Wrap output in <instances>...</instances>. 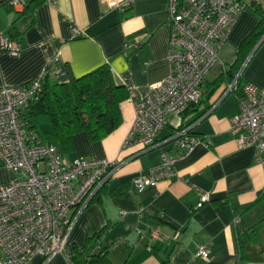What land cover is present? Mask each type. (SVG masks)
<instances>
[{
    "label": "crops",
    "instance_id": "0c3cea01",
    "mask_svg": "<svg viewBox=\"0 0 264 264\" xmlns=\"http://www.w3.org/2000/svg\"><path fill=\"white\" fill-rule=\"evenodd\" d=\"M244 1L251 6L220 43L218 61L201 83V96L194 103L198 104L181 116L171 115L153 147L142 151L138 144L124 145L134 119L127 98L120 103L119 126L106 137L92 142L82 131L66 148L59 147L66 159L106 158L118 164L88 204L70 210L69 260L59 253L45 264H70L77 251L91 253L98 243L106 246L115 239L122 241L108 250L112 264H264V222L255 240L239 242L241 233L249 234L264 220V164L255 161L251 146L238 145L229 133L243 84L264 89V36L249 45L238 69L232 67L241 42L264 12V0ZM167 4L168 0H133L128 9L103 10L98 0H39L32 17L24 9L1 7L0 33L14 24L21 50L15 55L0 51V87L37 78L46 62L57 57L60 71L49 74L51 79L66 83L107 64L115 84H128L144 96L151 83L169 74ZM74 27L80 32L72 33ZM126 42L140 46L125 47ZM226 71L239 73L238 88L222 97ZM181 125L201 142L177 159L171 177L137 191L133 179L138 174L156 166L163 151L176 153L167 139ZM15 177L0 166V186ZM202 191L209 201L197 207ZM155 228L160 235L151 238ZM102 230L99 241L93 240ZM206 243L209 257L203 260L195 254ZM26 264H42V258L35 255Z\"/></svg>",
    "mask_w": 264,
    "mask_h": 264
},
{
    "label": "built area",
    "instance_id": "2783aa9c",
    "mask_svg": "<svg viewBox=\"0 0 264 264\" xmlns=\"http://www.w3.org/2000/svg\"><path fill=\"white\" fill-rule=\"evenodd\" d=\"M29 1L0 0V8L22 11ZM98 3L103 10H125L133 0H98ZM250 4L244 0H168L169 74L151 83L144 96L125 85L134 119L124 145L138 144L142 151L153 147L169 117L181 116L199 100L203 78L218 61L220 43ZM78 32V28H72V33ZM127 46L138 47L140 43L126 42ZM20 50L17 39L0 33V51L15 55ZM57 62V57L48 60L44 71L27 83L0 87V166L16 174L10 184L0 186V264H26L35 255L41 256L45 264L59 253L69 260L66 242L72 226L70 210L88 204L118 164L106 158L66 159L56 145L42 142L21 120L20 110L37 99L46 75L59 73ZM238 77L239 73L224 92L237 90ZM237 99L239 111L230 118L229 133L238 145L251 146L255 161L264 164V89L244 83ZM167 140L176 153L163 151L156 166L138 174L133 179L137 191L171 177L177 159L201 142L199 137L189 134L187 127H177ZM208 201V194L202 191L196 206ZM159 235L156 228L150 232L151 238ZM120 241L108 240L106 247ZM208 245H199L195 256L207 260ZM98 246L99 243L96 249Z\"/></svg>",
    "mask_w": 264,
    "mask_h": 264
},
{
    "label": "trees",
    "instance_id": "16d2710c",
    "mask_svg": "<svg viewBox=\"0 0 264 264\" xmlns=\"http://www.w3.org/2000/svg\"><path fill=\"white\" fill-rule=\"evenodd\" d=\"M38 1L32 0L25 6L24 12L30 17ZM262 24H264V12H261L257 27L241 42L232 67L238 69L246 59L249 45L264 36ZM4 34L18 40L17 36L20 32L12 24L8 32ZM236 74L237 71L224 72V87L233 80ZM221 81L222 79L218 80L216 85ZM126 98V88L114 83L109 65L104 64L66 83H60L51 79L49 74L46 75L37 99L27 103L20 110V116L21 120L26 122L27 127L32 129L42 142L56 145L59 150V147L66 148L72 136L78 132H86L92 142L101 140L110 134L121 122L120 103ZM197 104L189 105L183 114L191 106ZM178 128L181 129L184 126L181 125ZM262 222L264 220L256 223L249 234L241 233L240 244L255 240ZM103 232L102 230L94 235L93 240L99 241ZM108 250V247L100 245L91 253L79 250L71 263L112 264L106 257Z\"/></svg>",
    "mask_w": 264,
    "mask_h": 264
},
{
    "label": "water",
    "instance_id": "95a60500",
    "mask_svg": "<svg viewBox=\"0 0 264 264\" xmlns=\"http://www.w3.org/2000/svg\"><path fill=\"white\" fill-rule=\"evenodd\" d=\"M224 88H225V87H224ZM224 88H223V91L225 90ZM223 91H222V92H223ZM228 93H229V92H223V96H222V97H224V96L227 95Z\"/></svg>",
    "mask_w": 264,
    "mask_h": 264
}]
</instances>
